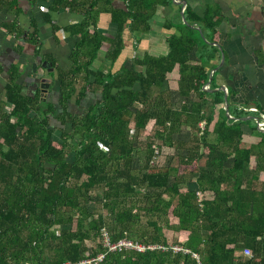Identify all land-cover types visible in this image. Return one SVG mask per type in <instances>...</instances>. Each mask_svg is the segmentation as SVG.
Instances as JSON below:
<instances>
[{"label": "trees", "instance_id": "trees-1", "mask_svg": "<svg viewBox=\"0 0 264 264\" xmlns=\"http://www.w3.org/2000/svg\"><path fill=\"white\" fill-rule=\"evenodd\" d=\"M18 1L0 0V11L18 15ZM98 2L51 1L50 12L83 16L68 27L78 38L71 67L57 72L61 110L45 103L40 90L24 95L18 68L9 69L0 101V264L76 263L103 251L102 228L112 241L162 245L172 244L164 230L185 234L183 242L174 243L197 254L201 264H264V183L259 178L264 173V133L257 144L244 143L241 125L252 132L257 127L252 120L242 121L248 113L239 109L233 120L221 108L211 129L223 93L203 90L219 56L211 45L217 41L218 11L210 8L198 16L185 8V20L200 28L202 38L182 23L179 8L165 23L175 31L167 38L166 55H144L115 68L124 31H148L156 7L172 0H124V9H110L116 24L112 37L96 28ZM3 27L20 34L15 22ZM34 35L26 38L36 44ZM105 43L110 46L108 69L94 66ZM174 71L178 78L171 84L168 75ZM172 91L183 103L175 106ZM89 93L93 101L83 113L69 111L71 102H88ZM53 121L69 127L58 140ZM183 126L190 129L187 141L175 138ZM158 156L169 163L155 164ZM135 159H142L137 170ZM97 190L111 216L108 222L89 206ZM139 211L149 216L146 225ZM246 248L249 257L243 255ZM98 264L198 263L190 254L122 250L107 253Z\"/></svg>", "mask_w": 264, "mask_h": 264}, {"label": "crops", "instance_id": "crops-1", "mask_svg": "<svg viewBox=\"0 0 264 264\" xmlns=\"http://www.w3.org/2000/svg\"><path fill=\"white\" fill-rule=\"evenodd\" d=\"M51 1L38 0L33 4L31 0H19L18 15L0 11V101L4 100L8 72L14 65L20 73L18 83L22 86L24 95L33 96L40 90L45 103H52L55 111L61 110L57 104L60 96L57 72L71 67L70 54L78 38L68 30V27L82 21L83 16L79 12L63 10L50 12ZM186 3V7L198 16H203L210 8L217 10L221 16L216 28V43L222 48L224 60L213 73L210 89H217L220 86L226 89L229 113L232 117L234 110H238L240 106L255 107L264 114V0H186ZM124 8V0H99L95 12L97 30L108 37L114 36L116 24L112 22L110 9ZM179 8L180 6L173 1L169 6L158 5L149 20L148 31L135 35L124 31V49L115 68L123 63L130 66L134 59H142L144 55L153 57L166 55L169 50L167 38L175 31L173 28L166 29L165 23L176 17ZM9 22H15L20 34L16 36L3 27L4 23ZM33 31L36 44L26 38V35L32 34ZM109 48V44L105 43L99 50L94 62L95 67L106 69L110 67V62L106 58ZM220 58L219 51L218 58L212 61L214 68L218 67ZM49 68H52L53 72H49ZM177 78L176 71L168 75L171 84H174ZM41 80L46 82L43 84ZM172 95L177 96L172 100L175 106L183 103L175 91H172ZM93 96V93H89L85 99L89 101ZM87 103L83 101L79 106L86 108ZM74 106L78 105L69 103V111L74 112L71 110ZM221 108L224 109L223 102L214 109L211 129L218 120ZM248 116L257 115L248 113L246 117ZM252 122L254 123L253 120ZM184 128L188 127L183 126L181 130ZM241 130L243 142L251 145L259 142L261 138L259 133H264L258 129L252 132L250 126L246 124L241 125ZM210 139L213 141L212 136ZM254 167L253 157L250 169ZM259 178L260 182L264 183V173H259Z\"/></svg>", "mask_w": 264, "mask_h": 264}, {"label": "built area", "instance_id": "built-area-1", "mask_svg": "<svg viewBox=\"0 0 264 264\" xmlns=\"http://www.w3.org/2000/svg\"><path fill=\"white\" fill-rule=\"evenodd\" d=\"M238 109L243 111L244 113L256 114L259 117L258 122L255 123L256 127L258 130H264V114L260 113L255 107L240 106ZM198 126L200 132H202L204 129V122L199 123ZM157 153L158 152L156 150L155 154ZM197 195L200 197V193H197ZM100 238L103 251L97 253L95 256L86 255L84 258H82L76 263L66 262L65 264H98L104 259L107 253L119 252L122 250L134 251L137 253H144L147 251H161L171 252L172 254H190L192 258L197 261L198 264H201L197 254L192 253L189 249L185 248L179 243L162 245L157 243H141L131 239H120L118 241H112L110 233L105 228H102L100 230ZM250 254L251 253L249 249L246 248L243 250L244 256L249 257Z\"/></svg>", "mask_w": 264, "mask_h": 264}, {"label": "rangeland", "instance_id": "rangeland-1", "mask_svg": "<svg viewBox=\"0 0 264 264\" xmlns=\"http://www.w3.org/2000/svg\"><path fill=\"white\" fill-rule=\"evenodd\" d=\"M105 68V67H104ZM81 85V82L78 83V87ZM177 96H173L171 94V99L175 100ZM93 99L89 100L88 103H92ZM73 104V102H72ZM86 106V105H85ZM73 109L74 112H77V113H83L85 111L86 108L84 107H80V106H77V107H72L71 110ZM53 127L56 129L54 131V139L58 140L61 135L63 133H67L69 131V127L68 126H60L56 121H53ZM60 130H62L63 132H60ZM190 129L188 128H184L180 131V133L178 135L175 136V138L177 140H181V141H187L189 139V136H190V132H189ZM77 141V136L76 138H74L73 140V143H76ZM72 157V156H70ZM170 161L169 158H165L164 156H158L154 159V163L155 164H158V165H166L168 164ZM142 163V159L141 160H138V159H135L133 161V164H132V167L133 169L137 170L138 167L141 165ZM92 197H93V201L92 203H90V208L93 210V211H96V213H101L102 215H104V217H106V221H110L111 220V216L107 213L106 210H104L102 208V205H101V191H94L93 194H92ZM140 207H141V204H138ZM139 215H140V219L142 221V224L143 225H146V221L149 219V216H147L144 211H139ZM165 232V235L168 239L169 242H172V244H175L174 242H183L185 240V234H177V233H174L172 231H169V230H164Z\"/></svg>", "mask_w": 264, "mask_h": 264}, {"label": "water", "instance_id": "water-1", "mask_svg": "<svg viewBox=\"0 0 264 264\" xmlns=\"http://www.w3.org/2000/svg\"><path fill=\"white\" fill-rule=\"evenodd\" d=\"M172 1H173V3L177 4L178 6H180L179 15H180L181 21H182L183 24L188 25L187 21L185 20V16H184V10H185L186 4H187L186 3V0H172ZM188 26L191 27V28H193V29L198 30L199 33H200V35H201V37L203 38L202 32H201L200 28L197 25L191 24V25H188ZM211 45L216 46L219 49V51L221 52V58H220V63L218 65V67L213 68L211 70V72L209 73V77H208L207 83L203 87V90H206L209 93H212L214 91L223 92L224 93L223 104H224V110L226 112L227 119L237 120L234 117H232L230 115V113H229V105H228V101H227V92H226V89L224 87H222V86L218 87L217 89H210V83H211V80H212L213 73L218 70V68L222 65L223 60H224L221 46L218 43H211ZM42 66L43 67L45 66V62L42 63ZM48 71L49 72H53V69L52 68H49ZM45 82L46 81L41 80V83L44 84ZM258 119H259L258 116H248V117L242 118L241 120L242 121L253 120L256 123V122H258ZM260 131L264 132V130H260Z\"/></svg>", "mask_w": 264, "mask_h": 264}]
</instances>
